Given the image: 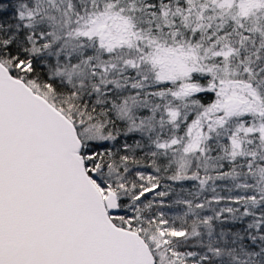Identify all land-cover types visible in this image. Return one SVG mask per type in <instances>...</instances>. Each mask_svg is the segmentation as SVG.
Listing matches in <instances>:
<instances>
[{
  "label": "snow or ice",
  "instance_id": "obj_1",
  "mask_svg": "<svg viewBox=\"0 0 264 264\" xmlns=\"http://www.w3.org/2000/svg\"><path fill=\"white\" fill-rule=\"evenodd\" d=\"M0 264H264V0H0Z\"/></svg>",
  "mask_w": 264,
  "mask_h": 264
}]
</instances>
